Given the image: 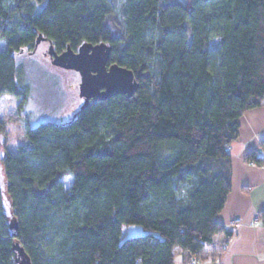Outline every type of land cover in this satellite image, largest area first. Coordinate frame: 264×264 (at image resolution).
<instances>
[{
	"label": "trees",
	"instance_id": "trees-1",
	"mask_svg": "<svg viewBox=\"0 0 264 264\" xmlns=\"http://www.w3.org/2000/svg\"><path fill=\"white\" fill-rule=\"evenodd\" d=\"M40 35L57 54L107 44L108 66L132 71L138 89L26 127L5 152L0 264H16V246L32 264H174L178 250L188 263L229 239L217 221L229 148L241 117L264 106V0H0V99L26 102L18 56ZM123 226L145 233L123 238Z\"/></svg>",
	"mask_w": 264,
	"mask_h": 264
},
{
	"label": "crops",
	"instance_id": "crops-1",
	"mask_svg": "<svg viewBox=\"0 0 264 264\" xmlns=\"http://www.w3.org/2000/svg\"><path fill=\"white\" fill-rule=\"evenodd\" d=\"M264 106L246 112L240 119L239 135L229 148L232 157V190L217 221L231 232L218 235L202 250L199 264H264V166L250 164L248 153L264 158ZM178 250L174 264H188Z\"/></svg>",
	"mask_w": 264,
	"mask_h": 264
},
{
	"label": "rangeland",
	"instance_id": "rangeland-1",
	"mask_svg": "<svg viewBox=\"0 0 264 264\" xmlns=\"http://www.w3.org/2000/svg\"><path fill=\"white\" fill-rule=\"evenodd\" d=\"M117 8L123 0H116ZM118 17V15H117ZM5 41L0 40V50L5 49ZM50 44L40 43L32 54L24 51L18 56L22 73L21 82L29 90L27 100L4 94L0 99V187L5 188V178L1 158L5 152L14 153L25 142L26 127L34 128L43 122L63 124L69 122L83 105L80 97V74L52 64L48 53ZM17 58V57H16ZM65 184L72 182L65 179ZM139 226H123V238L144 234Z\"/></svg>",
	"mask_w": 264,
	"mask_h": 264
},
{
	"label": "water",
	"instance_id": "water-1",
	"mask_svg": "<svg viewBox=\"0 0 264 264\" xmlns=\"http://www.w3.org/2000/svg\"><path fill=\"white\" fill-rule=\"evenodd\" d=\"M41 35L38 37L35 50L40 43L46 42ZM48 54L52 64L67 70H75L80 74V97L84 99L83 110L89 103L105 101L117 95L132 97L138 89V83L132 71L118 65L108 66L111 47L107 44H83L77 52L70 47L57 54L50 43ZM16 229V224L11 226ZM18 252L16 264H32L24 249L16 246Z\"/></svg>",
	"mask_w": 264,
	"mask_h": 264
},
{
	"label": "built area",
	"instance_id": "built-area-1",
	"mask_svg": "<svg viewBox=\"0 0 264 264\" xmlns=\"http://www.w3.org/2000/svg\"><path fill=\"white\" fill-rule=\"evenodd\" d=\"M254 165V164H253ZM188 264H199L197 258L191 257L188 261Z\"/></svg>",
	"mask_w": 264,
	"mask_h": 264
},
{
	"label": "flooded vegetation",
	"instance_id": "flooded-vegetation-1",
	"mask_svg": "<svg viewBox=\"0 0 264 264\" xmlns=\"http://www.w3.org/2000/svg\"><path fill=\"white\" fill-rule=\"evenodd\" d=\"M45 55H48V56H49V54H48V53H47V54L45 53ZM49 57H50V56H49ZM50 58H51V57H50ZM83 104H84V99H83Z\"/></svg>",
	"mask_w": 264,
	"mask_h": 264
}]
</instances>
